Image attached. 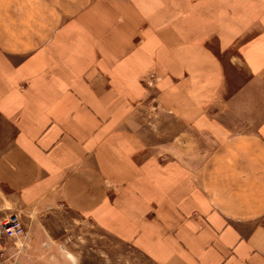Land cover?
<instances>
[{
    "label": "crops",
    "instance_id": "1",
    "mask_svg": "<svg viewBox=\"0 0 264 264\" xmlns=\"http://www.w3.org/2000/svg\"><path fill=\"white\" fill-rule=\"evenodd\" d=\"M0 197L154 264H264V0H0Z\"/></svg>",
    "mask_w": 264,
    "mask_h": 264
},
{
    "label": "rangeland",
    "instance_id": "2",
    "mask_svg": "<svg viewBox=\"0 0 264 264\" xmlns=\"http://www.w3.org/2000/svg\"><path fill=\"white\" fill-rule=\"evenodd\" d=\"M233 119L219 118L225 134L254 128L249 116ZM2 201L0 197V222L6 216L20 215L26 232L18 241L3 240L0 234V245L5 246L10 264H154L130 244L112 238L92 221L63 207L22 208L13 198L11 204Z\"/></svg>",
    "mask_w": 264,
    "mask_h": 264
},
{
    "label": "built area",
    "instance_id": "3",
    "mask_svg": "<svg viewBox=\"0 0 264 264\" xmlns=\"http://www.w3.org/2000/svg\"><path fill=\"white\" fill-rule=\"evenodd\" d=\"M0 234L3 240L7 241H18L25 238L26 232L20 215L12 214L4 217L0 222ZM6 254L5 246L0 245V264H10Z\"/></svg>",
    "mask_w": 264,
    "mask_h": 264
}]
</instances>
